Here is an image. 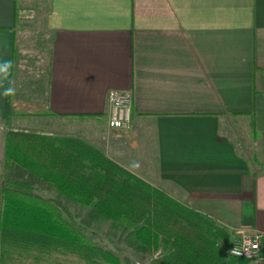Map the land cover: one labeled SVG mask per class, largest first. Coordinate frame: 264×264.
Instances as JSON below:
<instances>
[{
  "label": "crops",
  "instance_id": "1",
  "mask_svg": "<svg viewBox=\"0 0 264 264\" xmlns=\"http://www.w3.org/2000/svg\"><path fill=\"white\" fill-rule=\"evenodd\" d=\"M37 11L51 34L49 78L23 131L43 132L40 119L110 129L109 94L130 92L133 128L110 129L113 149L137 157L129 171L215 222L229 246L264 236V162L254 170L224 131L243 117L264 131V0H0V64L11 62L0 73V176L18 107L4 93ZM252 139L264 155V139Z\"/></svg>",
  "mask_w": 264,
  "mask_h": 264
},
{
  "label": "trees",
  "instance_id": "2",
  "mask_svg": "<svg viewBox=\"0 0 264 264\" xmlns=\"http://www.w3.org/2000/svg\"><path fill=\"white\" fill-rule=\"evenodd\" d=\"M16 108L9 107V115ZM254 138L264 139L255 118ZM264 149V145H263ZM0 179V264H125L84 229L111 222L120 241L152 264H252L227 255L231 235L109 158L71 137L12 130ZM56 193L90 211L77 226ZM67 216V217H66ZM264 255V238H263Z\"/></svg>",
  "mask_w": 264,
  "mask_h": 264
},
{
  "label": "rangeland",
  "instance_id": "3",
  "mask_svg": "<svg viewBox=\"0 0 264 264\" xmlns=\"http://www.w3.org/2000/svg\"><path fill=\"white\" fill-rule=\"evenodd\" d=\"M44 17L45 16L42 15L40 11H37L35 17L29 16L24 19L25 25L20 32V55L13 87V103H16L18 107L13 115L8 114L9 124L6 129L7 132L12 130L20 131L22 130L21 127L24 125H30L31 116L35 115L38 117L36 114L38 111L36 112L33 106L38 104V102L45 103L46 101V90L49 78L48 68L51 53V34L46 30ZM39 116L40 118L43 117V115ZM40 122V127H36L43 131L39 132L40 134L46 133L45 135H51V133H55L54 135L56 136L78 138L87 141L99 148L109 158L114 159L115 157L116 160L118 159V163L124 165L128 170H130V168L134 169L138 163L137 160H135L137 159L136 156L129 157V155H126V152L118 154L117 152L120 151V149H113L115 145L118 144V139L102 122L98 121L88 125L81 120L70 123L50 120L49 124L51 127L47 126V119H40ZM250 122L251 118L248 117L231 119L230 123L225 125L224 131L232 138V141L238 148L237 151L242 155L244 154L251 164L254 165V170L258 171L259 169L257 168L256 162H264V155L261 151H257L256 146L253 144L249 129ZM43 124L44 126L42 127ZM126 149L127 145L125 144L124 150ZM2 166L3 163L1 162L0 168H2ZM1 177L2 176H0V179ZM43 196L58 200L72 215L73 219L66 217L72 222L75 221L78 227L81 226V220L85 218L90 211L89 208L69 202L53 192H45ZM110 228L111 222H98L93 224L90 228H85L84 231L87 236L102 247L120 256L123 261L124 258H128L129 262L124 261L125 264H152L153 261L158 258V254L150 257L145 253H136L133 249L129 248L125 242L120 241L121 232L119 230L111 232Z\"/></svg>",
  "mask_w": 264,
  "mask_h": 264
},
{
  "label": "built area",
  "instance_id": "4",
  "mask_svg": "<svg viewBox=\"0 0 264 264\" xmlns=\"http://www.w3.org/2000/svg\"><path fill=\"white\" fill-rule=\"evenodd\" d=\"M108 101L110 106L109 128L131 130L133 128V94L113 91L109 94ZM263 238L264 236L259 233L242 234L239 240L228 247L227 255L236 259L243 258L263 262Z\"/></svg>",
  "mask_w": 264,
  "mask_h": 264
},
{
  "label": "clouds",
  "instance_id": "5",
  "mask_svg": "<svg viewBox=\"0 0 264 264\" xmlns=\"http://www.w3.org/2000/svg\"><path fill=\"white\" fill-rule=\"evenodd\" d=\"M11 66V62L10 61H5L3 64H0V73H7L8 69ZM13 91V89L11 88H7L5 89V95L10 94Z\"/></svg>",
  "mask_w": 264,
  "mask_h": 264
}]
</instances>
